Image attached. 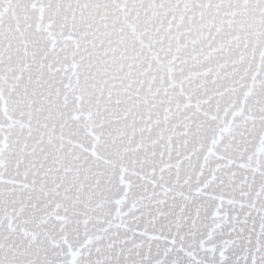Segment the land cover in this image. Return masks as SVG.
I'll use <instances>...</instances> for the list:
<instances>
[{
    "label": "snow or ice",
    "instance_id": "6c2138e0",
    "mask_svg": "<svg viewBox=\"0 0 264 264\" xmlns=\"http://www.w3.org/2000/svg\"><path fill=\"white\" fill-rule=\"evenodd\" d=\"M0 264H264V0H0Z\"/></svg>",
    "mask_w": 264,
    "mask_h": 264
}]
</instances>
